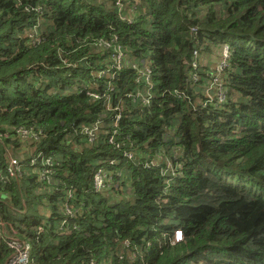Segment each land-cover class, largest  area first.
Here are the masks:
<instances>
[{
    "label": "trees",
    "instance_id": "16d2710c",
    "mask_svg": "<svg viewBox=\"0 0 264 264\" xmlns=\"http://www.w3.org/2000/svg\"><path fill=\"white\" fill-rule=\"evenodd\" d=\"M116 1L0 0V264H264V0Z\"/></svg>",
    "mask_w": 264,
    "mask_h": 264
},
{
    "label": "built area",
    "instance_id": "2783aa9c",
    "mask_svg": "<svg viewBox=\"0 0 264 264\" xmlns=\"http://www.w3.org/2000/svg\"><path fill=\"white\" fill-rule=\"evenodd\" d=\"M116 6L119 9L123 8V4L121 3V0H117L116 1ZM105 50H112V53L110 55V71L111 74L109 76L113 77V74H115L116 71H119L122 69L123 67V63L125 60V55L122 53V51L120 50V47L117 44H113L110 45L109 43H105L104 44ZM226 51V50H224ZM227 51L224 53L223 52V60L220 66H224L225 65V61L228 58L227 57ZM131 67L136 71L137 73V78H136V83L140 84L141 82L144 83L146 86H148L149 88L151 87L150 84V72L149 69H142V68H138L137 64H132ZM109 70L107 72H100V76H104L107 73L110 72ZM93 96V95H91ZM137 97H141V99L143 101H146L148 99V97H142L140 96V94L138 93L136 95ZM219 101H222V98H219ZM120 119V115L116 117V122H115V128L117 127V123ZM99 131V124L96 123V125L94 126L93 130H88L85 129L84 132L86 134H88L89 140L92 142L96 135L97 132ZM15 133L17 134V136H19L21 139L25 140V141H35L37 140V135L34 133L32 134V132L30 130L27 129H23V128H18ZM112 140V138L110 139ZM109 143H112L111 141ZM124 156L130 158L131 154L129 153H125ZM46 164L49 165L51 167V163L50 160H46ZM112 164V162H111ZM16 167H17V162L14 159H9V174L11 176H16L17 172H16ZM50 167L47 170H43L41 173V179L47 178L48 174L50 173ZM110 180V177L102 170H98L97 172H95L94 174V178H93V186H94V190L97 192H102L105 188V184L107 181V185L108 182ZM4 224L2 223V221L0 220V234H3V231L1 230L2 226ZM181 233L180 231H176L174 233V239L172 244H175L179 241H181ZM7 247L10 250V256L8 258V260L6 261L5 264H31V260H30V245L27 241L23 240V239H17V238H7V242H6Z\"/></svg>",
    "mask_w": 264,
    "mask_h": 264
},
{
    "label": "rangeland",
    "instance_id": "374dc122",
    "mask_svg": "<svg viewBox=\"0 0 264 264\" xmlns=\"http://www.w3.org/2000/svg\"><path fill=\"white\" fill-rule=\"evenodd\" d=\"M125 15V17H127V18H132L133 17V15L134 14H130V13H124ZM37 35V40H36V42L38 43V40L40 39V36H38L39 35V33H37L36 34ZM41 40V39H40ZM227 48V47H226ZM225 50V47L224 46H221L220 47V52L218 51V50H216V49H211L210 50V52L207 54V53H204V54H201L200 56L201 57H203V59L202 60H205L206 62H211L210 63V65L208 64V66L210 67V66H213V68H216L215 70H217L218 72H220L221 73V70H222V68H221V66L219 65L220 64V60H221V58L218 56L219 54H223V52L225 53L226 51H224ZM125 55V54H124ZM222 63H224V62H222ZM214 64V65H213ZM198 66H199V64H198ZM149 68V67H148ZM204 72H211L210 70H208L207 68H205V67H200ZM221 68V69H220ZM219 73V74H220ZM218 73L217 74H214L212 77H213V80L211 81V85H210V88H216L217 90H216V92H215V95L217 96V97H220V98H222V100H223V98H224V95H223V92L221 91V89H220V87H219V82H220V75H219ZM218 86V87H217ZM222 92V93H221Z\"/></svg>",
    "mask_w": 264,
    "mask_h": 264
},
{
    "label": "crops",
    "instance_id": "0c3cea01",
    "mask_svg": "<svg viewBox=\"0 0 264 264\" xmlns=\"http://www.w3.org/2000/svg\"><path fill=\"white\" fill-rule=\"evenodd\" d=\"M212 47L220 52V46H216V47L215 46H212ZM219 57H220V54H219ZM202 59H203V57L200 56L199 63L201 64L202 67H205V68H207L210 71L216 69V68H213V66H210V67L208 66V64L210 65L211 62H206L205 60H202ZM221 64H222V58L220 60V64L219 65H221ZM19 146H20V149H19L20 152H19V154H22V153H25V154L28 153L29 155L32 154V150L33 149L29 147L30 146L29 143H22ZM9 151H10V149H9ZM8 158H15V156L8 155ZM43 214H44L43 211H41V215H43ZM19 221H21L20 218H19Z\"/></svg>",
    "mask_w": 264,
    "mask_h": 264
},
{
    "label": "clouds",
    "instance_id": "9594fccd",
    "mask_svg": "<svg viewBox=\"0 0 264 264\" xmlns=\"http://www.w3.org/2000/svg\"><path fill=\"white\" fill-rule=\"evenodd\" d=\"M223 46V45H222ZM225 47V46H224ZM225 50L227 51V48L225 47ZM222 56H223V54H222Z\"/></svg>",
    "mask_w": 264,
    "mask_h": 264
}]
</instances>
